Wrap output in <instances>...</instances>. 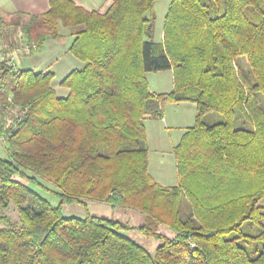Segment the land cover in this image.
<instances>
[{"label": "trees", "instance_id": "obj_1", "mask_svg": "<svg viewBox=\"0 0 264 264\" xmlns=\"http://www.w3.org/2000/svg\"><path fill=\"white\" fill-rule=\"evenodd\" d=\"M157 1L111 0L99 13L49 0L26 22L0 16V30L38 48L74 29L68 53L83 63L60 82L63 96L53 73L1 68L0 264H264V0H171L155 42ZM163 71L173 89L154 93L147 74ZM185 102L196 114L174 148L178 182L161 186L145 122ZM12 109L25 117L5 128ZM210 114L220 121L207 124ZM89 202L145 224L62 214ZM11 205L19 223L5 215ZM131 229L160 242L153 254Z\"/></svg>", "mask_w": 264, "mask_h": 264}, {"label": "rangeland", "instance_id": "obj_2", "mask_svg": "<svg viewBox=\"0 0 264 264\" xmlns=\"http://www.w3.org/2000/svg\"><path fill=\"white\" fill-rule=\"evenodd\" d=\"M171 0H159L154 5V13L156 16L155 28H154V41L159 42L162 40V32L164 25V18L169 7ZM16 17H10L4 20L5 25L11 23ZM26 22L27 19H22ZM18 29V28H17ZM18 30L12 29V27L2 26L0 30V37L7 47H12L18 44V38L20 33ZM74 29H67L61 31V37L58 39H49L38 52L34 53L30 59H24V67H27L34 72L53 73L54 80L52 82L53 88L57 91L59 96L66 95V90L60 89L59 84L73 68L71 62H73L72 56L68 53V48L72 41V33ZM22 39V38H21ZM23 40V39H22ZM31 50L27 55H20V58L30 56L38 47L36 44L31 43ZM29 64H25V62ZM244 71H248V63L245 57L239 59ZM28 65V66H26ZM161 75L166 76L162 78ZM168 77V78H167ZM147 78L151 82V90L156 89L167 90L170 89L172 81L170 78L169 71L150 73ZM162 78V79H161ZM156 85L159 87L157 88ZM155 89V90H154ZM164 107V123L159 121H150L148 129V138L150 146V173L161 185L173 186L177 184V172H176V161L172 153V146L176 145L180 140L183 130L182 128L188 127L194 124L196 110L191 111L189 105L179 106L169 105ZM167 107V108H166ZM220 121V117L217 115H207L205 122L207 124H214ZM7 125V124H6ZM152 128V129H151ZM147 138V133H146ZM176 143V144H175ZM0 157L5 158L6 153L3 148V142L0 141ZM38 193L52 205L56 206L59 200L53 196L50 192L44 190H37ZM62 214L64 217H77L84 218L87 214L103 219L113 220L120 222L130 228H138L145 224V217L139 212L127 209V208H115L112 209L110 206L104 203H87V208L77 205L70 204L64 205L62 208ZM5 215L13 223H19L18 213L16 208L11 205L9 210L5 212ZM4 227V224L0 221V228ZM164 234L171 236V234L165 230L162 231ZM125 235L146 249L149 253L153 254L155 248L160 242L154 238L146 237L141 235L138 230L131 229Z\"/></svg>", "mask_w": 264, "mask_h": 264}, {"label": "crops", "instance_id": "obj_3", "mask_svg": "<svg viewBox=\"0 0 264 264\" xmlns=\"http://www.w3.org/2000/svg\"><path fill=\"white\" fill-rule=\"evenodd\" d=\"M74 2L78 6L83 7L86 10L97 11L99 13H104L107 10V8L109 7V5L111 4V0H74ZM48 10H49V0H0V16L4 20L7 19V18L16 16V15H20L22 17V19H28L30 16H41V15L45 14ZM48 40L49 39H47V41ZM72 40H73V37H72ZM47 41H45L42 44L41 47L37 48L34 52H32L30 56L20 58L21 60H19V63H20L21 69H29V68L23 66V64H24L23 60L27 59V58L30 59L32 57V55L34 53L38 52L39 49L42 48ZM72 59H73V62H71V67L73 68V70L81 69L83 67V63L82 62H80L79 60L75 59L73 56H72ZM25 64H29L28 61H27V63L25 62ZM26 66H28V65H26ZM166 72H168V71H166ZM158 73H160V72H158ZM169 73H170V78H171V81H172V85L170 86V89H167V90H164V89L163 90H161V89H156L155 90L154 89L155 91H152L151 88H150L151 82L147 78L148 82H149L150 90L152 92H154V93H170L172 91V89H173V79H172V71H169ZM149 74H147V76ZM161 77L162 78H164V77L166 78V76H164V75H161ZM156 87L159 88L157 85H156ZM63 90H65V89H63ZM169 105H171V106L174 105L177 108H179V106L189 105L191 111L196 110L195 105L193 103L185 102V103H179V104H168L167 107H169ZM164 120H165V118H162V119H149V120H147L145 122V128H146V133H147V145H148V149H149V154H150V146H149V138H148V129H149V125H151L149 123H150V121H159L162 124V123H164ZM192 125H190L188 127H191ZM188 127L182 128L183 133H184L185 129L188 128ZM176 145L172 146L173 155H174V148L176 147ZM149 158H150V155H149ZM149 174L151 175V173H150V162H149ZM154 180L158 184L161 185V183L159 181H157L155 178H154ZM175 185H177V184H175ZM175 185H173V186H175ZM161 186H165V185H161ZM165 187H169V186H165Z\"/></svg>", "mask_w": 264, "mask_h": 264}, {"label": "built area", "instance_id": "obj_4", "mask_svg": "<svg viewBox=\"0 0 264 264\" xmlns=\"http://www.w3.org/2000/svg\"><path fill=\"white\" fill-rule=\"evenodd\" d=\"M18 44H15L12 47H7V45L3 42L2 37H0V76H1V68L6 66L8 68L13 69L14 71H18L21 69L19 63L20 55H27L31 50V45L25 43L21 39V35L18 38ZM25 117V111L19 109H12L5 118V128L9 126H13L15 122L22 120ZM7 124V125H6ZM5 137L0 135V141L4 142Z\"/></svg>", "mask_w": 264, "mask_h": 264}]
</instances>
